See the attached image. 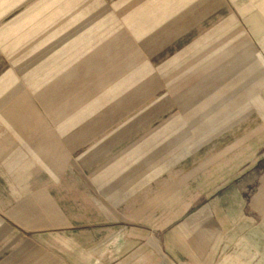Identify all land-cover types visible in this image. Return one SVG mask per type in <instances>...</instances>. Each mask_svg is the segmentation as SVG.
I'll return each instance as SVG.
<instances>
[{"label":"rangeland","instance_id":"rangeland-1","mask_svg":"<svg viewBox=\"0 0 264 264\" xmlns=\"http://www.w3.org/2000/svg\"><path fill=\"white\" fill-rule=\"evenodd\" d=\"M28 133L33 159L62 145L34 163L33 180H47L41 168L69 175L97 160L122 170L114 192L128 185L133 202L192 198L177 224L229 197L193 222L192 245L218 234L210 264L236 262L246 244L255 252L237 263L264 264V0H0V138ZM8 168L0 163L2 204ZM130 217L112 227L128 228L133 245L107 264H174L163 249L172 227L159 231L157 214ZM20 238L0 236V264H86L95 254L75 249L87 237L45 238L37 250Z\"/></svg>","mask_w":264,"mask_h":264},{"label":"crops","instance_id":"crops-1","mask_svg":"<svg viewBox=\"0 0 264 264\" xmlns=\"http://www.w3.org/2000/svg\"><path fill=\"white\" fill-rule=\"evenodd\" d=\"M32 135L28 133L24 134L23 138H12L10 134H7L9 138H0V141L7 142L0 143V163L9 167L6 171L8 175L5 176L7 180L4 186L8 190V202L4 204L0 202V236L3 234V236L12 239L19 235L22 237L19 243L22 242L27 246L29 243L32 244L31 250L33 247L36 250L40 249L38 248L39 245L42 247L40 242L45 238L47 241L59 239L58 244L60 245L65 235L75 236V238L87 237L86 245L78 244L79 246L75 248L79 251L88 248L87 250L91 254L95 250L94 256H90L89 263L86 264H107L108 261L114 259V252L118 251V254H121V258H123V255L128 253L133 245L129 238L128 228L124 229L125 233L121 232L120 236H117V230L112 227L113 221L124 222L125 219L128 221L129 216H133V223L139 225L141 223L138 220L142 215L149 218L157 214V220L160 223L159 231L161 228L172 227L164 235L163 249L174 264H210L213 261V254L218 245L216 238L218 234L211 235V239L207 237V242L210 240L208 245L201 242L200 245L193 246L192 240L195 234L192 232L195 226L193 222L201 220L203 224L206 215L215 206L224 204L229 197L223 195L217 198L210 203L211 207L208 205L202 207L191 214L189 218L177 224L181 209L184 208V211H187L194 203L192 198L181 202L179 206L168 203L167 197H164V203H161V199L157 198V195L151 197L152 202L141 203L149 197L141 198L139 193L134 197L136 202H133V200H129L131 189L128 185L125 184V187L121 186V190L114 192L115 186L122 184L127 179V176L123 177L122 170H114L112 165H99L97 160H91L90 164L85 167L83 165H75L76 168L72 166L69 175L65 174L66 167L64 166H61L63 169L55 168L53 170L41 168L37 171L48 174L47 180H33L34 163L36 164L37 161L44 163L48 161L49 163V157H52L51 152L54 149L49 150L48 147L55 146V149H61L62 145L45 144L42 149L44 152L41 150L43 154L33 159L31 154L34 150L33 147L37 144L34 143L36 139ZM18 141L24 143H17ZM2 147H5L6 150L14 148L21 153H16L17 155L14 156L10 154L1 156ZM109 151H112V148L108 149ZM35 166L42 167V165ZM114 172L118 173L117 176L113 175ZM121 178L124 180L121 181ZM32 190L39 191V196H32ZM134 191L137 192L136 189ZM255 204L257 203L255 202ZM132 213H137V216L134 217ZM27 236H30V239ZM219 241L220 244L222 241L224 242V239ZM10 243L12 242L9 241V245ZM96 246L99 247L98 250H96ZM236 250L237 256L233 259L237 261H233L232 264H239L237 262L241 258V252H255V248L247 244L239 245ZM9 259L11 260V258ZM10 260L4 261V264H12ZM249 260L251 262L253 256H249ZM127 262L128 260L125 262L122 260L120 264ZM141 262L138 259L136 264ZM35 264L45 263L42 261Z\"/></svg>","mask_w":264,"mask_h":264}]
</instances>
